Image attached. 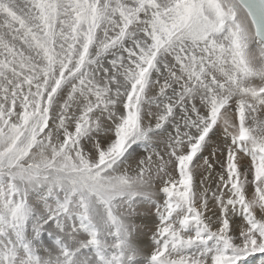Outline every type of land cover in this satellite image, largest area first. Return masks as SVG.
<instances>
[{
	"label": "snow or ice",
	"instance_id": "snow-or-ice-1",
	"mask_svg": "<svg viewBox=\"0 0 264 264\" xmlns=\"http://www.w3.org/2000/svg\"><path fill=\"white\" fill-rule=\"evenodd\" d=\"M257 256L264 0H0V264Z\"/></svg>",
	"mask_w": 264,
	"mask_h": 264
},
{
	"label": "rangeland",
	"instance_id": "rangeland-1",
	"mask_svg": "<svg viewBox=\"0 0 264 264\" xmlns=\"http://www.w3.org/2000/svg\"><path fill=\"white\" fill-rule=\"evenodd\" d=\"M136 223H137V225L139 226V228L141 229L140 235H139L138 240H137V244H138V246H139L140 248L143 249L144 253H148V254H150L151 249H150V248H149V249H146V248L144 247V245L141 246V245L139 244V242H141L142 240H146V239L149 237V235H150L151 233L149 232V234H148V231H146V230L143 228V227H144V224H142V221H141L140 219H137V220H136ZM150 236H151V235H150ZM149 245H150V244H149ZM250 259L259 260L260 258H259V256H257V257H255V258H249V260H250Z\"/></svg>",
	"mask_w": 264,
	"mask_h": 264
},
{
	"label": "bare ground",
	"instance_id": "bare-ground-1",
	"mask_svg": "<svg viewBox=\"0 0 264 264\" xmlns=\"http://www.w3.org/2000/svg\"><path fill=\"white\" fill-rule=\"evenodd\" d=\"M245 162H247V158H245ZM145 223H148V224H149V227H151L150 222H148V221H142V224H145ZM143 228H144L146 231H148L147 228H145V227H143ZM148 234H149V231H148ZM150 235H151V234H150ZM150 235H149V237H148L146 240H142L141 242H139V244H140L141 246L144 245V247H145L146 249H149V248H150V247H149V244H151ZM145 254H148V253H145ZM149 255H150V254H149ZM248 264H260V259H259V260L250 259V260L248 261Z\"/></svg>",
	"mask_w": 264,
	"mask_h": 264
}]
</instances>
